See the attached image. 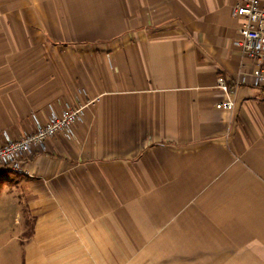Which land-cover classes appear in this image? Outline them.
I'll return each instance as SVG.
<instances>
[{
    "label": "crops",
    "instance_id": "obj_1",
    "mask_svg": "<svg viewBox=\"0 0 264 264\" xmlns=\"http://www.w3.org/2000/svg\"><path fill=\"white\" fill-rule=\"evenodd\" d=\"M239 1L0 0V143L86 104L0 173V264H264V85L215 108L253 64Z\"/></svg>",
    "mask_w": 264,
    "mask_h": 264
},
{
    "label": "built area",
    "instance_id": "obj_2",
    "mask_svg": "<svg viewBox=\"0 0 264 264\" xmlns=\"http://www.w3.org/2000/svg\"><path fill=\"white\" fill-rule=\"evenodd\" d=\"M235 17H243L244 22L238 31L233 46L252 61L248 73H240L232 83L218 77L215 87L222 93V99L215 104L219 110L232 111L235 92L238 86L250 84L264 85V0H240L230 7ZM86 104L71 106L66 104L57 110L49 106L47 114L36 119L35 128L19 139H7L0 143V173L11 172L28 175V163L32 154L46 149V142L58 132L67 136L76 124L83 121Z\"/></svg>",
    "mask_w": 264,
    "mask_h": 264
},
{
    "label": "rangeland",
    "instance_id": "obj_3",
    "mask_svg": "<svg viewBox=\"0 0 264 264\" xmlns=\"http://www.w3.org/2000/svg\"><path fill=\"white\" fill-rule=\"evenodd\" d=\"M9 175H12L11 173ZM0 194V201H4L5 199H7L6 197V193L3 191H1ZM6 202V207L2 206L0 203V208H2V211L0 212V216L2 215V217H6V220H1L0 221V243L4 242V240L6 241V238H9L11 235H14L16 233V224L13 221L14 219V214H15V209L14 207L9 203V201H5ZM14 244H16L15 242H8L7 243V250L11 249L12 246H14ZM2 250L0 251V256L2 254Z\"/></svg>",
    "mask_w": 264,
    "mask_h": 264
}]
</instances>
